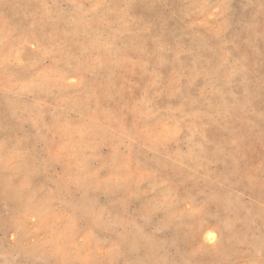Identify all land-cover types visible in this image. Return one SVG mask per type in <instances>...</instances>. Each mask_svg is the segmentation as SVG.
<instances>
[{
    "label": "rangeland",
    "instance_id": "rangeland-1",
    "mask_svg": "<svg viewBox=\"0 0 264 264\" xmlns=\"http://www.w3.org/2000/svg\"><path fill=\"white\" fill-rule=\"evenodd\" d=\"M0 264H264V0H0Z\"/></svg>",
    "mask_w": 264,
    "mask_h": 264
}]
</instances>
